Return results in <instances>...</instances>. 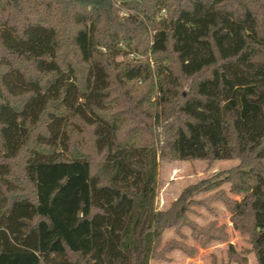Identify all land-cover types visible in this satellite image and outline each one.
<instances>
[{"label":"trees","instance_id":"obj_1","mask_svg":"<svg viewBox=\"0 0 264 264\" xmlns=\"http://www.w3.org/2000/svg\"><path fill=\"white\" fill-rule=\"evenodd\" d=\"M234 160L155 208L160 162ZM211 192L264 264V0H0V264L192 257Z\"/></svg>","mask_w":264,"mask_h":264},{"label":"rangeland","instance_id":"obj_2","mask_svg":"<svg viewBox=\"0 0 264 264\" xmlns=\"http://www.w3.org/2000/svg\"><path fill=\"white\" fill-rule=\"evenodd\" d=\"M122 60V59H120ZM91 159L98 162V157L91 152ZM238 165V161H222L208 165L205 162H160L158 164L157 189L154 206L158 211L169 209L178 199L182 191L201 180L213 178ZM227 196L236 201L242 197L229 193V186L223 187ZM215 192L192 196L196 202L190 207L188 219L199 228H207L209 225L222 227L227 235V242H214L208 247L202 248L191 235L189 228H183L178 236L173 230L165 232L163 242L179 241L187 247L194 249L195 254L188 257L179 250L172 251L166 256V260H154L149 264H256L252 251L250 238L234 229L231 222V214L222 202L212 200L210 197ZM229 245L234 249L235 258L229 254Z\"/></svg>","mask_w":264,"mask_h":264}]
</instances>
